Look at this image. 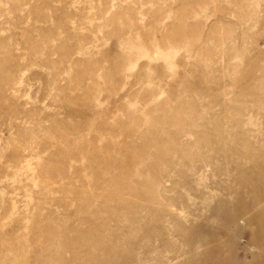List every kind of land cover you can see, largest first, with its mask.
<instances>
[{"label": "rangeland", "instance_id": "374dc122", "mask_svg": "<svg viewBox=\"0 0 264 264\" xmlns=\"http://www.w3.org/2000/svg\"><path fill=\"white\" fill-rule=\"evenodd\" d=\"M262 151L264 0H0V264H261Z\"/></svg>", "mask_w": 264, "mask_h": 264}, {"label": "bare ground", "instance_id": "6f19581e", "mask_svg": "<svg viewBox=\"0 0 264 264\" xmlns=\"http://www.w3.org/2000/svg\"><path fill=\"white\" fill-rule=\"evenodd\" d=\"M179 122H173L170 125V129L173 131H180ZM254 163L259 165L260 171L257 174L251 175L249 178L245 179L243 178V181H240V186L244 187H259V185L264 184V151L257 153V155L254 156L253 158ZM131 175L134 178H137V181L141 184L139 190H143L145 196H149L151 199L155 201H160V204H163V195L160 194V187H162V184L160 182H157L155 178L152 180L147 179L146 177L141 176L137 171H133ZM247 175V174H246ZM165 190V188L163 187ZM164 190L162 192H164ZM221 205L227 204L224 201L220 203ZM241 207L245 209V212L247 214H250L251 211H256L255 217L253 220H250L248 222V226H253L254 228L256 227L257 230L253 232L251 236V240L254 238L255 242L254 244L251 245L253 248H257L258 253L260 254L261 252L264 251V220H260V217H264V190L259 191L256 195L251 200V206L249 207L248 204H241ZM258 236V237H257ZM109 246V251L103 255V256H94V260H98L100 264H128V263H123L119 260L116 259V256L119 253H124L120 252L118 246L110 245ZM194 252V251H193ZM126 253V252H125ZM263 255V254H262ZM260 254V256H262ZM127 258V257H126ZM157 261V260H156ZM143 258L141 256H137L136 260L131 261L129 264H143ZM162 263V262H161ZM94 264V263H90ZM166 264V263H165ZM226 264V263H225ZM242 264H254V263H242ZM261 264H264V261L261 262Z\"/></svg>", "mask_w": 264, "mask_h": 264}]
</instances>
